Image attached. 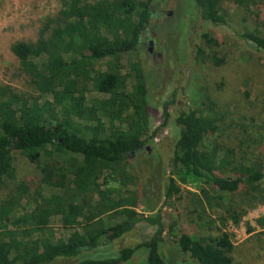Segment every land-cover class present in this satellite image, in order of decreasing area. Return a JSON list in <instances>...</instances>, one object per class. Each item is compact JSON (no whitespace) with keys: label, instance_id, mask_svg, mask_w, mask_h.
Wrapping results in <instances>:
<instances>
[{"label":"trees","instance_id":"obj_1","mask_svg":"<svg viewBox=\"0 0 264 264\" xmlns=\"http://www.w3.org/2000/svg\"><path fill=\"white\" fill-rule=\"evenodd\" d=\"M192 1L196 20L224 21L225 0ZM232 1L254 15L255 24L264 25V0ZM58 2L56 18L47 19V29L36 40L11 45L38 95L26 97L0 84V189L8 190L0 197V264H50L55 259L122 264L138 248L146 250L144 264H169L160 244L176 222L166 226L160 212L139 214L126 198H111L112 193H136L128 188L138 186L131 156L141 150L147 154L146 145L158 131L148 127L143 69L133 60L124 71L123 63L124 57L137 55L150 31L152 0ZM200 35L195 59L222 63L217 37L207 31ZM238 36L264 52L258 28ZM205 95L201 107L175 118L179 131L171 173L178 180L168 178L164 200L173 203L184 196L182 185L192 184L198 191L195 203L202 197L205 204L219 207L216 198L231 197L221 205L222 217L238 223L237 193L244 192L250 206L264 201V131L243 127L253 118ZM173 101L163 103L160 127L167 125ZM13 151L37 165L38 182L16 177ZM208 188L216 192L211 199ZM56 217L69 231L66 236L53 233ZM141 221L154 226L151 235L135 246L110 248ZM176 241L197 264H240L227 231L181 233Z\"/></svg>","mask_w":264,"mask_h":264},{"label":"rangeland","instance_id":"obj_2","mask_svg":"<svg viewBox=\"0 0 264 264\" xmlns=\"http://www.w3.org/2000/svg\"><path fill=\"white\" fill-rule=\"evenodd\" d=\"M221 6L225 9L224 21L203 22L196 20L192 0H152L150 31L143 35L137 55L123 58L124 71L133 60L143 69L148 127L150 131H158L146 145L147 154L141 150L131 156L130 163L137 168L138 186L129 185L128 188H134L136 193H112L111 198L114 201L119 196L126 198L127 206L139 214L153 216L160 212L166 226L176 222L172 232H164L160 244V252L169 264H197L180 251L176 240L181 233L220 235L224 231L232 236L240 264H264V201H255L250 206L246 204L247 195L237 193V211L241 219L234 223L229 217H222V207L231 197L216 198L214 201L220 202V208L214 203L212 207L205 204L202 197L195 203L193 199L198 191L192 184L182 185L184 196L174 199L173 203L164 200L168 178L178 180L171 173L174 143L179 131L175 118L180 113L201 107L204 92L205 97L210 96L211 102L219 103L224 109L252 117L253 121L247 120L243 127L264 131V52L238 36L245 29L254 28L264 36V25L255 24L254 15L244 12L243 7L232 0L223 1ZM58 7V0L0 1V84L10 85L26 97L38 95L12 53L11 45L19 40H36L47 29V19L56 18ZM203 31L210 32L220 41V54L224 55L222 63L195 59L193 50L201 41ZM171 99L174 101L168 105V123L160 127L163 103ZM102 122L107 130L109 122L105 119ZM12 154L16 177L38 182L42 174L37 165L18 151ZM261 185L264 188V179ZM121 188L124 190L123 186ZM7 193L8 190L0 189V197ZM215 195L214 189L208 188L209 199ZM61 226L58 217L52 219L51 227L56 236L69 234ZM153 231V225L141 221L110 248L135 246ZM145 257L146 250L138 248L131 260L122 264H144ZM71 261L55 259L50 264H70Z\"/></svg>","mask_w":264,"mask_h":264},{"label":"flooded vegetation","instance_id":"obj_3","mask_svg":"<svg viewBox=\"0 0 264 264\" xmlns=\"http://www.w3.org/2000/svg\"><path fill=\"white\" fill-rule=\"evenodd\" d=\"M151 42V41H150Z\"/></svg>","mask_w":264,"mask_h":264}]
</instances>
